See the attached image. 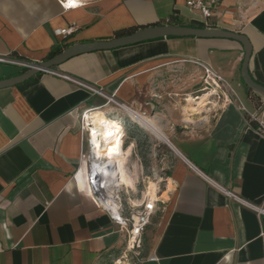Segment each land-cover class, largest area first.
<instances>
[{
  "label": "crops",
  "instance_id": "0c3cea01",
  "mask_svg": "<svg viewBox=\"0 0 264 264\" xmlns=\"http://www.w3.org/2000/svg\"><path fill=\"white\" fill-rule=\"evenodd\" d=\"M208 22L186 0H86L67 10L59 0H0V56L40 62L57 47L150 24L220 28L247 35L249 74L264 85V0H221ZM243 55L232 38L166 36L72 56L53 67L67 77L43 71L34 83L0 87V264L122 262L130 241L88 194L81 114L98 108L122 127L113 103L139 113L140 95L174 61L207 64L228 86L207 91L220 99L199 125L156 110L148 117L173 147L169 184L134 264H264V215L254 208H264V138L246 122L264 112V97L246 89ZM20 73L0 62V80ZM137 171H129L134 182Z\"/></svg>",
  "mask_w": 264,
  "mask_h": 264
},
{
  "label": "rangeland",
  "instance_id": "374dc122",
  "mask_svg": "<svg viewBox=\"0 0 264 264\" xmlns=\"http://www.w3.org/2000/svg\"><path fill=\"white\" fill-rule=\"evenodd\" d=\"M85 2L86 0H83V3ZM205 79L204 69L200 65L185 61H174L166 68L161 69L156 78L152 80L149 92L140 95L138 99L140 103H136L135 107L138 106L139 108L140 106L139 113L141 112L140 114L147 116V118L152 116L151 112L156 110L160 112L161 115L159 116H165L173 123H180L189 127L199 125L200 121L211 113L210 106L212 102L220 99L216 93L202 99V96L207 94V91H210L213 85L211 81L207 79L209 81L207 83ZM188 96L201 98L188 104L186 101ZM113 106L120 112L122 120H124L122 125L123 134L113 146L126 149L130 139L133 137L136 139V143L127 158V167L132 173L136 166L138 170L137 178L135 182L126 180L123 183L128 186L129 184L133 185L134 182V186H123L122 194L125 199L130 198L133 204L139 205L137 204L139 201H142V203L147 202L145 199L148 196H145L144 192L147 191L150 183L154 184V211L150 217V220H153L159 211L157 208L160 203L158 196L169 184L172 149L170 145L160 140L151 130L133 120L124 111H120L116 104L113 103ZM186 109H191V111ZM170 187L168 186L169 189ZM125 189L127 192L124 193ZM141 236L139 247L135 245L133 249L127 251L125 257L121 259L122 262L118 261V264H134L135 261L141 259L145 250L143 235ZM110 264L116 263L112 260Z\"/></svg>",
  "mask_w": 264,
  "mask_h": 264
},
{
  "label": "built area",
  "instance_id": "2783aa9c",
  "mask_svg": "<svg viewBox=\"0 0 264 264\" xmlns=\"http://www.w3.org/2000/svg\"><path fill=\"white\" fill-rule=\"evenodd\" d=\"M59 2L65 10L83 5V0L78 1L77 4H72L71 2H68V0H59ZM220 2L221 0H186V5L191 9L198 10L201 17L204 19V23L208 24V19L211 18L213 10L219 6ZM72 30L73 26L68 28H57L55 29L54 34L67 35L70 34ZM0 62H9L22 69L24 67L28 69L33 65L32 62L25 59L5 58L4 56H0ZM194 62L201 64L206 76L205 80L207 83H209V81L212 82L214 90L222 89L224 85L228 86L226 80H224L223 77L218 72L214 71L209 65L203 64L200 61ZM44 71L67 77L64 74L54 71V69ZM97 92L100 91L97 90ZM117 106L121 108V104L118 103ZM85 114L86 112L81 114V126L86 128V131H88V135L90 136L91 125L89 124L90 121H87L88 118ZM119 118L123 124L124 120H122V117ZM246 119L248 125L264 138V112L249 114ZM88 147L89 150L86 154L82 155L80 159V163L84 165V179L86 180L88 194H90L95 205L106 211L112 221L119 226V229L125 231L127 241H130L128 245H130L132 249L135 245L139 247L141 242L140 237L149 225L150 217L154 211V204L151 207L148 206L147 202L135 205L131 202L130 198L125 199L122 194L123 187L118 186L111 181H106V178L101 174L99 163L96 162L97 157H95L89 141ZM224 191L230 198L239 200V197L236 194H233L229 190ZM125 192H127L126 189L124 190V193ZM254 208L259 214L264 215L263 207L254 206Z\"/></svg>",
  "mask_w": 264,
  "mask_h": 264
},
{
  "label": "water",
  "instance_id": "95a60500",
  "mask_svg": "<svg viewBox=\"0 0 264 264\" xmlns=\"http://www.w3.org/2000/svg\"><path fill=\"white\" fill-rule=\"evenodd\" d=\"M194 36L205 38H232L238 41L243 47L244 55L242 58V65L240 71V77L243 80L246 87L251 91L264 97V85L259 84L251 78L248 71V61L252 54V47L247 35L232 30H224L220 28H204L193 27L186 25H174V24H150V26H144L134 29V31L119 36L112 37L110 39H103L100 41H87L83 43H74L70 46L62 49L56 55L51 58L40 60L35 62L25 72L18 75L10 76L6 79L0 80V87H9V85H15L24 82L31 76L39 73L40 71L53 69L56 65L72 58V56L91 52L101 51L103 49L119 48V46L132 45L137 42L151 40L153 38L166 37V36Z\"/></svg>",
  "mask_w": 264,
  "mask_h": 264
},
{
  "label": "bare ground",
  "instance_id": "6f19581e",
  "mask_svg": "<svg viewBox=\"0 0 264 264\" xmlns=\"http://www.w3.org/2000/svg\"><path fill=\"white\" fill-rule=\"evenodd\" d=\"M78 1L81 0H68V2H71L72 4H77ZM203 89H207V88H203ZM214 93L215 92L212 90L211 92L204 94L202 96V99L210 95H213ZM200 98L201 97L195 98L193 96H188L186 98V101L189 104L191 102H196V100H199ZM97 109L98 108L94 110ZM94 110H91L89 113L85 115L88 118L87 121H90L89 124L91 125V131L89 136V143L93 149V153L95 157H97L96 162L99 163L101 169L100 172L104 176V178H106V181H111L118 186L125 187L123 183L126 180L134 181L133 177L131 176L132 174L129 173L127 167V158L131 152L132 146L130 145L128 150L125 153H123L122 156L119 157L118 159L109 157L110 154L114 152V150L116 149V147L113 145L119 138H121L123 134V130L120 124L116 122L114 119L107 118L106 115L105 116L103 115V112L101 113L94 112ZM120 110H123L124 112L129 114L133 120H135L136 122L138 121V123L141 124L142 126L146 127L147 129H150L151 131H154L167 145L173 147V145L170 144L167 141V139L164 137V134H162L159 131V129L156 128V126L150 121L149 118L136 112L130 106L125 104H121ZM186 110L191 111V109H186ZM118 119L120 120V118ZM145 196H148V198L145 199L147 201L148 206L150 207L153 206L154 198H155L154 184L150 183V185L147 188ZM139 203H142V201H139ZM118 261H120V259L117 260V262Z\"/></svg>",
  "mask_w": 264,
  "mask_h": 264
},
{
  "label": "trees",
  "instance_id": "16d2710c",
  "mask_svg": "<svg viewBox=\"0 0 264 264\" xmlns=\"http://www.w3.org/2000/svg\"><path fill=\"white\" fill-rule=\"evenodd\" d=\"M172 24H174V23H172ZM174 25H178V24H174ZM182 25H183V24H182ZM182 25H179V26H182ZM132 31H134V30H133V29H120L119 31H116V32L114 33V35H115V36H119V35H122V34L130 33V32H132ZM170 36H172V35H170ZM172 37H174V36H172ZM159 38H160V37H159ZM63 47H65V45H64V46H61V47H57L55 50L50 51V52H49V55L47 56V58H51L52 56L56 55V53H58L59 51H61L62 49H64ZM17 58L23 60V57L17 56ZM27 61H28V60H27ZM25 70H27L26 67L23 68V72H25ZM41 72H43V71H40V72H39L38 74H36L35 76H31L30 78L26 79L24 83H25V84H31V83H34V82L37 80V78H38V76L40 75ZM246 89H247L249 92H251V90H250L248 87H246ZM116 149H117V150H116ZM116 149L114 150V151H116V155L122 153V151L125 150L123 147H120V146H119L118 148H116Z\"/></svg>",
  "mask_w": 264,
  "mask_h": 264
}]
</instances>
